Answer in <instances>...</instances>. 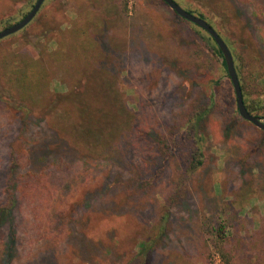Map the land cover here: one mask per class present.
I'll return each mask as SVG.
<instances>
[{
    "label": "rangeland",
    "instance_id": "obj_1",
    "mask_svg": "<svg viewBox=\"0 0 264 264\" xmlns=\"http://www.w3.org/2000/svg\"><path fill=\"white\" fill-rule=\"evenodd\" d=\"M36 1L0 0V19L15 24ZM123 1L46 0L28 28L0 40V97L12 109L11 121L0 127V204L7 200L13 152L28 157L14 179L16 188L25 173L70 159L67 175L50 187L46 200L53 239L42 240L30 225L33 211L18 202L12 227L0 231V245L16 242L12 264H133L140 242L154 234L151 264H226L212 232L224 223L230 236L224 248L235 247V263L245 264L241 259L247 256L251 264H264L257 259L264 257V240L252 242L264 223V132L237 112L233 85L208 33L162 0H127L129 16L121 18ZM176 1L213 20L234 57L244 60L247 98L264 102L262 0ZM109 5L115 14L112 39H122L125 47L102 66L116 71L133 129L146 124L145 131L156 133V147L149 134L140 145L130 139L122 148L111 144L93 153L64 130L56 134L55 113H45L50 105L60 110L54 97L65 94L81 71L77 36L94 34L91 21ZM94 37L95 43L103 41L102 35ZM63 50L66 57L57 58ZM80 56L84 64L92 61V52ZM26 63L47 76L42 92L33 81L29 88L19 86ZM203 109L209 110L200 126L205 165L188 179L193 146L181 129ZM119 217L126 219L119 229L104 233L106 238L95 235L102 222ZM13 229L16 240L10 238Z\"/></svg>",
    "mask_w": 264,
    "mask_h": 264
},
{
    "label": "trees",
    "instance_id": "obj_2",
    "mask_svg": "<svg viewBox=\"0 0 264 264\" xmlns=\"http://www.w3.org/2000/svg\"><path fill=\"white\" fill-rule=\"evenodd\" d=\"M9 1L13 3L15 0ZM262 2V8H264V0H262ZM119 7L120 13L118 16H121V18L128 17L129 5L127 0L121 2ZM113 9V6L109 5L103 7L101 11L96 12V18L94 17L91 21L93 29L96 28V30H94V34H91L93 38H91V35L85 37L86 39H79L77 36V42L74 44L76 48L74 49L77 51L76 55L82 63L81 71L75 80H73V82L69 85V89L65 94H58L54 97V100L58 103V107L61 104V107L59 108L60 110L50 107V105L45 112L49 113L52 111L53 114L55 113L54 117L57 119L55 121L53 118V126L51 125V129L56 134H59L58 132L64 133L65 131L77 141V144L84 145L86 148H91L90 151L93 153H95L98 147L102 146L101 148L106 149L111 144L117 145L118 148H122L130 139L137 140L140 145L141 140L146 142L148 135L150 134L148 131H145V129L147 130L146 124H141L140 126H137V128L133 129L135 121L133 120L132 115H130L128 112L122 95L119 89L116 87V71L110 70L111 72H109L102 66L106 63V61H108L107 57L109 55L111 56L112 53H123V48L125 47L122 39L116 41L113 40L111 36L112 31L110 27L115 18V14L112 13ZM184 9L191 14L205 19L225 41L224 36L218 30L211 18H207L206 15L200 12L199 9L194 10L187 7ZM117 10L119 11V8H117ZM28 13H22L21 20ZM11 25H13L11 23V19H0V31L10 27ZM193 27L198 28L195 25H193ZM96 34L102 35L103 41L95 43L94 35ZM81 39H83V42H81ZM209 39L213 42L215 54L222 58V64L225 69H227L220 49L210 36ZM95 47L99 48L98 53L93 50ZM86 51L92 52V61L84 64L80 55ZM56 55L59 59L66 57L64 50L62 52H58ZM234 59L242 87L245 106L251 115L263 118L264 102L261 100H249V98H247L245 85L241 80L242 71L245 67L244 60L242 56L237 54ZM32 68L33 67H31V64L26 63L24 65L20 71L19 79L21 80V83L19 86L27 85V88H29L31 81H33L37 90H41V87L43 86L42 83L46 80L47 76L44 72H33ZM35 77L38 78L35 79ZM2 91L3 90L0 89V92ZM40 92H42V90ZM21 97L22 101L26 99V96L23 97L21 95ZM21 100L16 99V102H18L17 104L19 106L24 107L25 103H23ZM21 110L23 109L21 108ZM208 114L209 110L206 109L198 111L196 114L190 117L189 120H187L181 129V135L184 136L185 142H191L193 146L189 166L185 171L186 177L188 179L201 170L205 165L204 148L206 137L200 132V126ZM11 116V107L7 101L0 97V127L4 126L5 124L7 125V123L10 122L12 119ZM155 134H150L149 136L150 138H154L156 140L154 143L156 147L157 137ZM117 141L118 143H116ZM11 155L12 162L10 165V170L12 174L10 177H8L5 190L7 200L0 204V231L5 227V225H9L10 228L12 227L15 219V208L19 207L18 202H20V206H24L28 209L30 208L31 211H33L32 216L28 217L32 220L30 225L35 227L37 234L42 238L43 241L49 242L53 239V236L51 235L49 230L50 227L45 216L46 200L49 197L48 195L50 193V187L55 184L58 179L67 175L69 170V165L67 162L70 159L64 162H61L62 157L61 159H54L55 161L53 165L47 167L43 172L36 173L29 171L25 173L24 176L26 179L25 177H22V179L19 181V185L16 188L14 185V179L17 177V175H19V171L21 170L20 167L24 165L25 158L28 164V157L24 153L17 156L13 152ZM48 158L49 156H42L44 161H47ZM21 202H23L22 205ZM114 220L117 221L115 222ZM114 220L111 218L102 222L100 231L96 232L95 235L98 237L104 235L106 238V233H110L116 229H119L121 225L125 224L126 222L124 217H119ZM227 229L228 228L224 223H220L218 228L215 227L212 230L216 238L215 241H217L218 244L216 248L221 251V255L226 264H236L234 260V256H236L235 247L229 248L230 245H228V249L225 250L224 248L226 244H230V236ZM262 229L263 231H260L259 233L257 232L255 234V236L252 238V242L257 244L264 240V223H262ZM10 235L11 240H16L18 231L13 229ZM157 240L158 238H156V235L151 234V236H147L144 241L140 242V252L134 257L133 264H151L156 250ZM15 257L16 242L14 243L13 241L12 244L11 242L8 244V241H6L0 245V264H12ZM257 259H260L261 263H264V257L257 256ZM241 260H243L245 264H251L247 256H244ZM38 262L40 261L38 260ZM253 264L259 263L256 262Z\"/></svg>",
    "mask_w": 264,
    "mask_h": 264
},
{
    "label": "water",
    "instance_id": "obj_3",
    "mask_svg": "<svg viewBox=\"0 0 264 264\" xmlns=\"http://www.w3.org/2000/svg\"><path fill=\"white\" fill-rule=\"evenodd\" d=\"M45 1L46 0H37L33 8L22 20L11 25L8 28L1 30L0 40L10 37L25 29L35 19ZM163 1L180 18L198 26L199 28L207 32L209 36L215 41L216 45L222 53L223 59L226 64L228 76L235 91L236 104L240 117L245 121L252 123L258 129L264 131V119L259 116L251 115L245 106L242 87L235 66V59L227 43L205 19H202L197 15L191 14L190 12L182 8L175 0Z\"/></svg>",
    "mask_w": 264,
    "mask_h": 264
}]
</instances>
